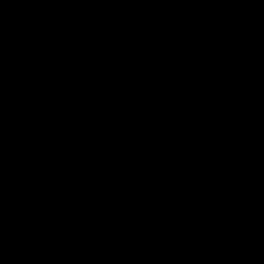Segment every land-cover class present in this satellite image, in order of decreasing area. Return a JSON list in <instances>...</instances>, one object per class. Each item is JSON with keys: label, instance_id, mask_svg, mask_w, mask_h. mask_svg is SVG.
<instances>
[{"label": "water", "instance_id": "1", "mask_svg": "<svg viewBox=\"0 0 264 264\" xmlns=\"http://www.w3.org/2000/svg\"><path fill=\"white\" fill-rule=\"evenodd\" d=\"M0 264H264V0H0Z\"/></svg>", "mask_w": 264, "mask_h": 264}]
</instances>
